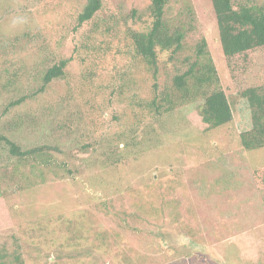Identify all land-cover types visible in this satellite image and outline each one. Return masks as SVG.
Returning <instances> with one entry per match:
<instances>
[{"label":"rangeland","instance_id":"obj_1","mask_svg":"<svg viewBox=\"0 0 264 264\" xmlns=\"http://www.w3.org/2000/svg\"><path fill=\"white\" fill-rule=\"evenodd\" d=\"M235 1L264 5V0ZM84 2L0 0V135L22 148L56 146L54 160L73 170L69 178L29 185L26 176L33 173L15 177L7 163L12 157L0 141V165H10L0 169V264H264V181L254 173L264 169V152L243 153L230 126L215 131L218 138L203 156L198 143L184 145L199 132L190 116L194 107L180 108L164 128L138 143L149 148L146 152L121 163L111 154L115 142L107 143L119 129L116 121L92 131L85 119L66 120L65 81L55 80L42 93L9 106L39 88V73L51 57L70 56L82 32L102 33L109 14L126 17L127 23L102 33L108 36L151 21V0H102L100 12L73 30ZM211 6L210 0H170L165 16L172 24L191 23L190 43L206 38L227 92L264 84V48L227 76ZM68 69L78 71L75 64ZM166 80L169 73L160 67L156 85L164 88ZM115 107L119 113L121 105ZM138 185L136 198L127 189Z\"/></svg>","mask_w":264,"mask_h":264},{"label":"trees","instance_id":"obj_2","mask_svg":"<svg viewBox=\"0 0 264 264\" xmlns=\"http://www.w3.org/2000/svg\"><path fill=\"white\" fill-rule=\"evenodd\" d=\"M169 1L151 0L148 8L151 21L138 28L126 25L121 35L102 34L127 23L126 17L109 14L102 33L92 34L94 30L82 32L70 56L64 58L54 54L51 57L50 63L39 73V88L31 96H20L9 102V106L42 93L55 80L65 81L70 89L62 104L68 115L66 120L85 119L92 131H98L99 123L106 120L116 121L119 129L113 131L114 135L107 139V143L109 139L115 142L111 154L121 163L133 160L142 150L146 152L149 148L145 149L138 143L143 144L150 133L164 128L165 120L168 116L171 118L172 112L191 107H194L190 112L191 120L197 122L199 132L185 138L184 145L193 148L198 143L203 155L208 144H213L218 138L215 131L230 126L243 153L264 152V84L227 92L206 38L190 43L193 34L191 23L176 21L172 24L166 19ZM210 2L217 28L218 50L227 68V76L233 77L242 67L241 61L255 50L264 48V5L259 7L233 0ZM101 9L102 0H85L72 29L92 20ZM136 16V11L131 10V17ZM116 60L122 63L117 64ZM74 64L78 71L70 74L68 68ZM160 67L169 73L164 88L156 85ZM117 105H121L119 113L114 110ZM74 114L75 117L71 118ZM0 141L12 157L7 163L11 164L15 177L26 176V171L33 173L31 177L26 176L29 185H39L50 178H69L73 173L72 169L66 168L64 161H55L58 159L52 151L57 149L56 146L39 144L22 148L4 135H0ZM118 141L124 143V147L119 148ZM154 145L153 149H158L160 155L167 156L157 144ZM111 162L112 165L116 163L114 160ZM7 166L10 165H0V169H10ZM50 171L52 175L48 176ZM254 173L263 183L264 169ZM166 186L164 183L163 187ZM141 189L138 185L127 190L139 198ZM108 204V201H102L105 207ZM145 204H149V198Z\"/></svg>","mask_w":264,"mask_h":264}]
</instances>
